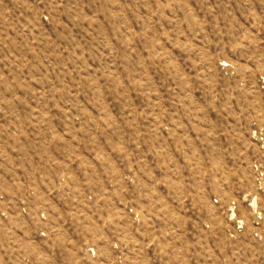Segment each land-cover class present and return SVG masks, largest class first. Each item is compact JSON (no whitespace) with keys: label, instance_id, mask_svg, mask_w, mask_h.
Masks as SVG:
<instances>
[{"label":"rangeland","instance_id":"obj_1","mask_svg":"<svg viewBox=\"0 0 264 264\" xmlns=\"http://www.w3.org/2000/svg\"><path fill=\"white\" fill-rule=\"evenodd\" d=\"M260 214L264 0H0V264H264Z\"/></svg>","mask_w":264,"mask_h":264},{"label":"built area","instance_id":"obj_2","mask_svg":"<svg viewBox=\"0 0 264 264\" xmlns=\"http://www.w3.org/2000/svg\"><path fill=\"white\" fill-rule=\"evenodd\" d=\"M216 203H217V202H216ZM259 220L262 221V222H264V215L260 214V215H259ZM258 225H259V224H258Z\"/></svg>","mask_w":264,"mask_h":264}]
</instances>
